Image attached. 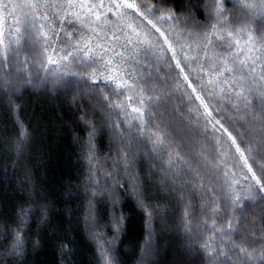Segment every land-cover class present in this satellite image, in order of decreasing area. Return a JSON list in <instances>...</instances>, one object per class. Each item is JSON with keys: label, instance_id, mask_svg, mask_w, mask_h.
<instances>
[{"label": "trees", "instance_id": "trees-1", "mask_svg": "<svg viewBox=\"0 0 264 264\" xmlns=\"http://www.w3.org/2000/svg\"><path fill=\"white\" fill-rule=\"evenodd\" d=\"M173 2L179 0H169ZM193 2L203 5L210 0ZM199 19L205 22L203 15ZM44 55L46 62V56L53 53ZM25 57L28 64L24 69H18L13 62L7 76L9 69L0 65V260L18 264L20 257H8L5 253L19 235L24 253L22 264H69L61 259L59 247L68 240L72 241L68 245L72 249L71 264H103L101 248L108 249L114 264H207L198 238L203 229L186 234L183 221L184 201L191 200L199 218L201 203L207 195L187 187L182 201L180 181L193 179L199 172L205 176V185L211 179L219 194L223 173L213 171V165L219 163L240 180L237 191L255 182L244 180L247 168L235 148L228 152L226 144H217L214 135L218 138L221 133L213 134L210 126L205 131L204 121L197 123L194 112L189 115V108L195 105L189 103L182 89L173 88L179 73L175 62L170 61L171 68L161 63L158 73L161 87L171 90V98L160 106L151 105L154 114L144 117L150 132L161 129L166 134V146L158 155L152 152L146 135H141L140 121L131 107L126 116L107 107L103 99V95H108L113 103L127 102L128 93L116 97L111 82L100 77L94 83L87 75H66L64 80L68 83L54 86L55 77L50 72L47 84L41 86L39 78L46 73L39 63L40 49L25 45L19 60ZM73 70L84 71L78 62ZM27 73H31L33 85L20 79ZM5 78L13 85L20 83L19 91H10L11 86L4 84ZM190 79L195 87L194 74ZM10 99L14 101L11 107ZM138 106L134 100L132 107ZM222 122L234 135L237 130H245L242 122ZM93 126L96 131L90 164L88 141ZM22 130L27 138L18 152ZM122 149L133 161L127 172ZM169 152L175 168L165 178ZM221 152L228 155L221 156ZM173 173L180 178L175 185L170 179ZM134 187L143 193L147 210L138 203ZM223 207L225 212L230 211L227 204ZM258 214L259 210L246 213L248 219ZM121 217L117 231L116 221Z\"/></svg>", "mask_w": 264, "mask_h": 264}, {"label": "snow or ice", "instance_id": "snow-or-ice-1", "mask_svg": "<svg viewBox=\"0 0 264 264\" xmlns=\"http://www.w3.org/2000/svg\"><path fill=\"white\" fill-rule=\"evenodd\" d=\"M200 15L205 22L200 21ZM25 45L41 51L39 63L46 73L43 78L37 77L41 86L47 84L50 72L55 77L54 86L68 83L64 80L66 75H87L94 83L100 77L111 82L116 97L128 93L127 102L113 103L110 96L99 90L106 106L113 111L119 110L128 116L131 107L140 121L141 135H146L152 152L158 155L166 146V134L161 129L150 132L144 117L154 114L151 105L160 106L171 98V90L161 87L162 78L158 73L161 63L171 68L170 61H174L179 73L173 88L182 89L189 103L195 105L189 108V115L194 112L197 123L203 120L205 131L210 126L213 134L221 133L218 138L214 135L217 144L220 147L226 144L228 152L235 148L247 168L244 180L255 182L237 191L240 180L219 163L213 165L214 172L223 173L219 194L211 179L205 185V176L199 172L193 179L180 181L182 201L187 187L207 195L201 203L199 218L191 200L184 201V231L191 235L194 229H203L198 238L207 264H264V0H210L203 5L193 0L178 3H169V0H0V65L9 69L6 76L11 74L13 62L20 70L28 64L27 57L19 60ZM49 51L55 59L47 55L45 62L44 54ZM77 62L83 67L82 73L73 70ZM49 65L55 67L49 69ZM193 74L195 87L190 79ZM20 79L28 85L34 83L31 73ZM4 84L11 86L12 92L22 86L13 85L7 78ZM134 100L138 107H132ZM8 103L11 107L14 101L10 99ZM228 112L231 114L226 115ZM227 120L233 124L242 122L245 130H237L234 135L222 122ZM95 131L93 126L89 133L90 164ZM26 138L22 130L18 152ZM121 151L127 172L133 161L128 152ZM228 152H221V156H227ZM167 164L165 178L175 168L171 152ZM170 179L173 185L177 184L179 174L173 173ZM133 190L140 206L147 210L143 193L135 187ZM225 204L229 212H225ZM249 210L253 213L259 210V214L248 219ZM151 215L149 211V218ZM44 219H47L46 213ZM122 220L123 217L116 221L117 231ZM71 243L68 240L59 246L61 259L68 260L69 264ZM100 255L103 264H114L108 249L101 248ZM5 256H18L21 258L18 264H22L24 253L19 235ZM0 264L5 261L0 260Z\"/></svg>", "mask_w": 264, "mask_h": 264}]
</instances>
